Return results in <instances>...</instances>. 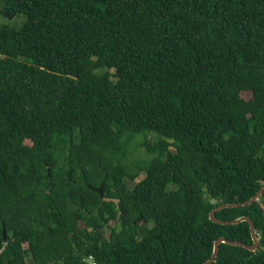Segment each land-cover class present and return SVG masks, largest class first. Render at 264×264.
Wrapping results in <instances>:
<instances>
[{"label": "trees", "instance_id": "1", "mask_svg": "<svg viewBox=\"0 0 264 264\" xmlns=\"http://www.w3.org/2000/svg\"><path fill=\"white\" fill-rule=\"evenodd\" d=\"M0 13L23 18L0 26V264H204L221 237L252 244L209 214L264 187V0ZM215 216L249 217L259 247L220 244L213 264H264V193Z\"/></svg>", "mask_w": 264, "mask_h": 264}, {"label": "water", "instance_id": "2", "mask_svg": "<svg viewBox=\"0 0 264 264\" xmlns=\"http://www.w3.org/2000/svg\"><path fill=\"white\" fill-rule=\"evenodd\" d=\"M92 190L95 191L96 193H98L101 198H103L104 194H103V190H102V185L99 188L92 189ZM263 193H264V187H262L251 199H249L243 203H231V204L220 205L210 212L209 219L211 222L216 223V224L235 225V224H239L241 222H246L250 228L252 244L246 245V244L238 242V241H230V240L226 239L225 237H221V238L214 241L212 254H211L210 258L204 264H213L215 262L220 244H227V245H231V246L241 247V248L246 249L250 252H255L258 249L259 242H258V237L256 234V229H255V226H254L252 220L249 217H240V218L232 220V221H221V220L216 218L215 214L222 209L237 208V207H244V206L250 205V204L258 201ZM137 221H140V219H137ZM135 223L136 222H134V225H135ZM2 236H3L4 242H6L5 230L2 231Z\"/></svg>", "mask_w": 264, "mask_h": 264}, {"label": "rangeland", "instance_id": "3", "mask_svg": "<svg viewBox=\"0 0 264 264\" xmlns=\"http://www.w3.org/2000/svg\"><path fill=\"white\" fill-rule=\"evenodd\" d=\"M22 21H23V18L21 16L9 17V16H6L5 14L0 13V26L1 27H6L8 29H17L20 26V24L22 23ZM139 143H140V139H138L136 141V144H139ZM132 152H133L134 156L139 154L138 156L145 157V155L143 154L144 151H143L142 147H140V146L138 147V150H133ZM130 159H134V158L130 157ZM140 178H142V176H140ZM105 235L106 236L109 235L108 230L106 231Z\"/></svg>", "mask_w": 264, "mask_h": 264}, {"label": "clouds", "instance_id": "4", "mask_svg": "<svg viewBox=\"0 0 264 264\" xmlns=\"http://www.w3.org/2000/svg\"><path fill=\"white\" fill-rule=\"evenodd\" d=\"M6 15V14H5ZM88 264H95L93 261H92V259L90 258L89 260H88Z\"/></svg>", "mask_w": 264, "mask_h": 264}]
</instances>
